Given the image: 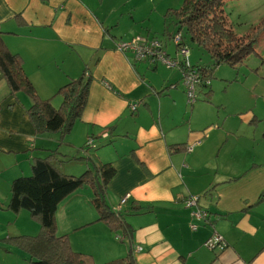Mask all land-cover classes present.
I'll return each mask as SVG.
<instances>
[{"label":"crops","instance_id":"1","mask_svg":"<svg viewBox=\"0 0 264 264\" xmlns=\"http://www.w3.org/2000/svg\"><path fill=\"white\" fill-rule=\"evenodd\" d=\"M119 1L0 0L1 38L21 57L41 100L57 109L59 88L83 70L91 78L81 118L63 136L37 135L27 114L30 98L9 96L0 80V239L29 235L11 229L26 216L6 210L11 183L30 175L33 158L58 149L64 175L112 166L106 202L114 211L127 197L119 213L133 229L132 245L141 248L133 251L136 264H264V115L241 108L232 120L234 108L213 98L217 68L211 76L205 71L210 85L189 105L179 68L149 66L118 51L129 40L113 18ZM188 196H199L210 215L195 231L184 206ZM91 198L90 189H78L58 205L57 235L93 262L122 259L128 244L99 221ZM214 233L225 241L221 251L205 246ZM0 264L29 263L24 252L0 244Z\"/></svg>","mask_w":264,"mask_h":264},{"label":"trees","instance_id":"2","mask_svg":"<svg viewBox=\"0 0 264 264\" xmlns=\"http://www.w3.org/2000/svg\"><path fill=\"white\" fill-rule=\"evenodd\" d=\"M226 1L184 0L179 10L172 11L176 16V34L184 31L193 44L209 55L210 65L195 66L206 71L209 76L223 64L236 68L254 51L255 44L264 35L263 20L261 26H257L256 32L238 36L224 13ZM181 44L185 45L183 41ZM190 65L193 66L191 63ZM85 72L83 70L78 78L58 89L57 94L62 96V103L55 109L50 100H41L37 96L24 73L21 57L6 47L0 35V80L6 82L9 96L23 92L30 98L31 106L27 114L37 135H66L81 118L91 82L89 76L85 77ZM199 88L204 89V86ZM206 94L209 95L210 91ZM169 150L177 152L180 146H170ZM59 156L60 152L56 149L45 158H33L30 175L12 181L6 210L14 215L21 211L28 212L39 223L40 228L35 236L19 235L5 239L4 242L23 250L29 264H94L90 256L72 251L68 237L57 235L55 220L57 207L65 198L78 189L88 188L92 193L90 202L99 221L112 232L118 233L121 241L128 244V252L124 258L105 264H136L133 258L134 245L130 241L133 229L106 202V188L115 174L112 166L101 164L93 171L87 170L79 176L64 175L57 169L56 162L61 160Z\"/></svg>","mask_w":264,"mask_h":264},{"label":"rangeland","instance_id":"3","mask_svg":"<svg viewBox=\"0 0 264 264\" xmlns=\"http://www.w3.org/2000/svg\"><path fill=\"white\" fill-rule=\"evenodd\" d=\"M183 1L120 0L121 11L113 15V18L117 19L118 22L117 32L122 35V39L141 36L145 39L161 41L167 46L166 50L172 57H175L176 54V44L173 37L180 35L182 39L183 35L182 41L188 47L190 63L193 66L210 65L209 55L193 44L184 31L182 34H176L174 25L176 16L172 11L179 10ZM223 9L228 22L238 36H246L256 32L257 26H261L264 20V0H227ZM170 36L171 38H169ZM203 73L206 72L203 71ZM215 73L216 80L213 82L219 83V88L212 87L213 98H216V102L222 101V104L234 108V113L230 115L232 120L239 119L240 116L236 113H239L237 110L240 111L241 108L243 110L245 108L253 109L256 114L264 115V35L260 36L259 41L254 46V51L240 65L232 68L223 64L217 68ZM25 213L24 218L20 217L15 220L11 229L35 236L39 232V223L32 219L28 212L25 211ZM12 237L15 236H9L7 240ZM4 240L0 239V244L3 246L6 244ZM15 249L23 253L20 248L16 247ZM105 263L94 261V264Z\"/></svg>","mask_w":264,"mask_h":264},{"label":"built area","instance_id":"4","mask_svg":"<svg viewBox=\"0 0 264 264\" xmlns=\"http://www.w3.org/2000/svg\"><path fill=\"white\" fill-rule=\"evenodd\" d=\"M177 46L175 57L170 56L166 50V45L158 40H149L141 36H135L127 41L120 42L116 45L118 51L122 53H131L135 61L148 62L149 66L165 65L168 68H179L181 73V83L184 88L187 103L193 105L197 101L199 86L208 87L209 79L198 67L191 66L189 61V50L187 46L181 44L180 35L173 37ZM136 105H131V109L135 110ZM106 136V135H105ZM94 146L93 139L87 140L86 147ZM186 152H191L193 146L185 147ZM127 197L121 199L119 207L114 209V212H120L121 206L125 204ZM199 196H188L184 199V206L190 210V228L195 231L199 223H205L209 218V213L203 210L198 205ZM205 246L212 251H221L226 247L223 237L219 234H213L205 243ZM134 253L141 251L139 246H134Z\"/></svg>","mask_w":264,"mask_h":264}]
</instances>
